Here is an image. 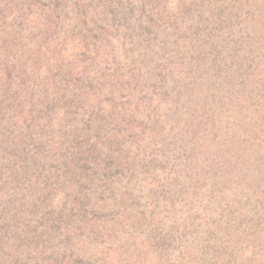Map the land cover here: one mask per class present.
Masks as SVG:
<instances>
[{
  "label": "trees",
  "instance_id": "obj_1",
  "mask_svg": "<svg viewBox=\"0 0 264 264\" xmlns=\"http://www.w3.org/2000/svg\"><path fill=\"white\" fill-rule=\"evenodd\" d=\"M75 1L86 9L82 0ZM177 1L191 14V34L172 65L147 48L146 61L133 65L131 79L114 74L110 93L103 99L95 94L92 121L78 119L67 132L65 116L72 114L73 121L90 99L80 82L92 58L79 51L76 41L55 40L60 21L54 1L0 0V157L10 159L6 165L0 162V178L12 173L14 160L30 161L52 184L59 178L50 169L61 162L62 177L80 188L71 196L72 212L83 214L82 222L95 218L100 207L92 201L84 209L83 194L96 175L82 176L81 163L111 174L103 182H115L116 168L132 166L124 195L142 171L150 204L147 219L143 213L136 219L158 232L156 244L147 238L139 243L137 264H147L154 247L163 248L158 264H264V0ZM34 20L40 27L35 41ZM48 42L55 47L49 54ZM35 50L46 52L36 63ZM47 61L61 69L62 85L49 84L46 69L36 71ZM155 64L161 72L160 99L145 82ZM29 142L43 152L30 155ZM110 186L103 185L105 193ZM163 202L170 207L163 208ZM109 209L101 207L103 214ZM107 217L93 225L105 228ZM39 219L34 224H46ZM166 219L171 222L166 238L175 234L168 244L159 233ZM54 221V228H62L60 220ZM105 254L119 262L112 249Z\"/></svg>",
  "mask_w": 264,
  "mask_h": 264
},
{
  "label": "rangeland",
  "instance_id": "obj_2",
  "mask_svg": "<svg viewBox=\"0 0 264 264\" xmlns=\"http://www.w3.org/2000/svg\"><path fill=\"white\" fill-rule=\"evenodd\" d=\"M40 1L55 2L57 8L55 13L60 21V26L54 35L55 40L69 38L71 41H76L80 44H78L79 51L83 50L85 57L92 58L80 82V86H84L88 91L90 99L84 103L83 110H80L73 121L72 114L65 116L67 132L75 129L74 123L78 119L82 118L83 124L92 121L96 111L92 104L93 97L96 94L98 98L103 99L105 93H110V89L115 86L111 79L114 78V74L115 78L118 77L120 80L121 76L124 80L125 77L131 79L135 71L133 65L138 61L140 63L146 61L147 48L151 50L154 48L158 56L164 55L168 66L172 65L175 55L177 56V52L187 45L191 34L189 29L191 14L180 8L177 0H109L118 2L117 4L102 0H82L85 10H81V6H77L75 0ZM81 21L83 23L80 24ZM32 26L35 27L33 32L35 36L33 41H35L40 27L35 20ZM49 46L51 45L48 42L47 47ZM53 49L55 47L52 49L49 47L48 54L49 51L53 52ZM37 51L33 52L36 53L35 63L42 53L46 55L45 50L39 53ZM155 63H159L158 57ZM154 68L150 76L146 75L145 82L150 92L154 93L153 97L160 99L162 91L157 83L161 81V72L156 69V64ZM45 69L51 73L53 82L50 81L49 84L64 83L63 73L56 64L47 61L42 63L36 71L39 70V73H42ZM123 89L126 90V88ZM138 95L141 96V92ZM123 100L125 98H122ZM105 105L107 107V104ZM82 132L81 129L80 134H83ZM71 133L73 132L69 133V137ZM90 135L94 141L95 133L91 131ZM35 139L36 137L31 141ZM29 145L30 155L36 153L39 155V152H43L38 144L31 145L29 142ZM8 161L10 162L9 158L3 155L0 157L1 163L6 165ZM149 161L150 158H147L143 164L146 165ZM13 163V167H9L12 173L6 172L7 175L0 178V264H14L17 260L15 257L19 254L21 256L18 258V264H137L136 253L140 248L139 243L147 238L156 244L158 232L143 224L140 225L136 219L140 213L144 214L142 219H147L145 215L150 204L146 192L150 189H147L142 182L145 175L142 171L139 173L141 180L135 178L133 182L135 185L129 188L131 191L125 196L127 182L131 184L128 181L130 178L127 180V177L134 171L129 169L132 166L116 168L115 171L120 174L115 182H103L101 179H105L104 175L107 177L111 174L103 173L94 163L87 165L83 161L79 170L80 174L85 177L90 173L96 175L93 182L86 186L90 191L83 194L86 198L85 208H83L87 210L92 201L93 206L100 208H96L95 218H83L81 222L79 218L83 214L80 213L78 216L76 212H72L73 196H71H76L80 188L62 177L65 168L61 162H53V167L50 169L51 173L59 178L53 182L55 185L50 184L46 174L32 162L28 161L27 164L22 165V161L14 160ZM148 175L152 174L148 173ZM78 183L83 186L84 181L79 180ZM106 183H113L108 193H105V188H102ZM94 196H97L98 200ZM10 203L11 207L8 206ZM106 205L110 209L103 214L101 207ZM162 205L166 209L171 204L163 202ZM177 210L182 211L181 206H178ZM10 214H13L12 221L8 220ZM105 215L108 216L107 221H103L105 228H96L93 223L96 221L99 223ZM36 216H39V221L42 218L45 219L46 224L43 220L38 222L41 224H34ZM54 220H60L63 224L62 228H54ZM170 227L171 222L166 219L160 226V231L158 230L164 235L166 244L173 243L169 240L175 239V234L171 232L170 237L166 238ZM197 243L201 241L194 243V246ZM111 249L118 253L117 261L119 262L107 260L105 253L107 250L111 252ZM149 252L151 256L147 264H158L163 257V248L154 247ZM223 254L226 256L224 252Z\"/></svg>",
  "mask_w": 264,
  "mask_h": 264
}]
</instances>
